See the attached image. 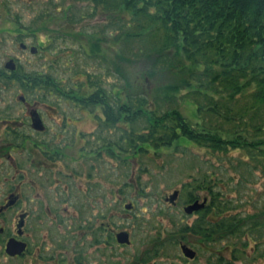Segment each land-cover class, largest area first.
I'll list each match as a JSON object with an SVG mask.
<instances>
[{"label":"trees","instance_id":"16d2710c","mask_svg":"<svg viewBox=\"0 0 264 264\" xmlns=\"http://www.w3.org/2000/svg\"><path fill=\"white\" fill-rule=\"evenodd\" d=\"M67 1L53 13L40 12L32 33L44 31L49 20L61 19L62 28L44 44L72 40L85 58L104 64L123 82L110 92L101 85L100 75L89 72H82L84 80L68 91L48 74L28 82L76 104L103 105L107 120L117 115L135 155L182 140L216 160L222 157L233 175L221 176L212 169L195 180V187L193 181V191L203 190L207 204L195 213L192 225L178 230L179 239L189 235L200 245L239 239L241 249L232 246L230 259L217 256L216 264H233L250 244L255 252L258 241L264 240V207L253 214L236 210L248 203L239 193L251 182V170L258 166L264 170V0ZM96 16L105 18L98 29L90 33L73 29ZM115 59L135 65L132 83L121 76ZM183 95L203 101L195 104L194 123L176 108L158 110L159 102L176 104ZM188 196L200 200L194 192Z\"/></svg>","mask_w":264,"mask_h":264},{"label":"flooded vegetation","instance_id":"af4514ba","mask_svg":"<svg viewBox=\"0 0 264 264\" xmlns=\"http://www.w3.org/2000/svg\"><path fill=\"white\" fill-rule=\"evenodd\" d=\"M37 35L26 36L18 29L13 34L14 43L21 53L44 54L53 62L51 51ZM29 37L35 39L36 46L24 43ZM9 60L14 71L5 66ZM7 61L0 64V96L5 81L20 80L24 90L35 94V100L17 94V105H0L1 264H119L114 249L120 245L116 240L120 231L104 221L102 207L97 212L101 203L95 191L104 160L115 161L119 151H124L120 145L125 139L114 137L120 127L117 115L111 114L114 120H107L104 106L97 104L39 103L52 96L53 90L33 87L28 81L42 74L24 76L18 72L19 57ZM126 147L127 157H133V145ZM110 179L111 190L117 195V177ZM192 202L194 199L187 196L180 204L178 200L166 203L183 212ZM111 215L115 218L117 212ZM8 242L16 243L22 251L8 255Z\"/></svg>","mask_w":264,"mask_h":264},{"label":"rangeland","instance_id":"374dc122","mask_svg":"<svg viewBox=\"0 0 264 264\" xmlns=\"http://www.w3.org/2000/svg\"><path fill=\"white\" fill-rule=\"evenodd\" d=\"M67 4V0H0V64L3 65L13 56L19 57L21 65L19 73L24 76H33L35 73L48 74L64 91H68L84 80L82 72L100 75L101 85L107 92H110L112 87L118 88L123 82L120 75L111 73L107 70V66L97 60L85 58L79 45L72 40L59 38L51 47H48L53 52L51 54L53 62H48L44 54L21 53L18 45L14 43L13 34L18 29L25 31L26 36H30L35 26H38L39 21L36 19L40 12L46 10L53 13L60 5L66 6ZM104 20L102 16L92 19L85 18L73 25V29L76 31L81 29L90 33L98 29L105 22ZM63 25L64 21L61 19L49 20L46 29L37 35V40L45 43ZM26 39L25 44L36 46L35 39L31 37ZM114 63L120 65L123 71L121 76H125L132 83L136 71L135 65L120 62L117 59ZM24 89L21 82L5 81V90L0 96V105H17V94L35 100V94ZM52 92V96L39 99V103L68 106L76 104L60 96L59 93ZM196 103L203 104V101L200 98L193 100L190 96L183 95L176 101V104L159 102L157 107L162 112L176 108L183 117L194 123L196 120L193 114ZM207 120L208 118L203 119L200 123ZM142 126L143 123H140L138 128ZM123 132L124 128L119 127L114 137L123 138ZM121 144L124 151H119L117 160H104L100 176L97 177L100 183L95 190L99 194L98 203H101L96 206L97 212L102 207L104 221L108 222L113 229L127 231L130 236L128 246L118 245L114 249L119 264H216L217 256L226 260L230 259L232 246L241 249V241L236 238L209 245H200L189 235H186L184 240L179 239L178 230L192 225L197 216L186 217L180 209H171L165 202V198L174 189L180 190L178 204L186 200L189 192H194L200 197L204 196L205 192L201 189L193 191V181L195 187V180L204 172H210L212 169L221 176L233 175L227 161H224L221 156H219L221 160H216L217 156H211L205 150L182 140L168 148L134 154L130 158L126 154V142ZM233 155L236 156V154ZM251 172V182L243 189L240 188L243 190L239 193L240 200L248 201L236 210L242 214H253L264 207V170L258 166ZM112 176L117 177V195L111 190L110 178ZM235 183L236 180L230 182V186ZM230 191L227 193L233 196L234 194ZM115 196L118 197L117 205H114ZM127 203L133 206L130 211L124 209ZM112 211L117 212L115 218H112ZM179 242L192 247L196 253L194 260L190 261L182 256ZM225 246L227 249L223 251L221 248ZM256 249L254 252L253 245L250 244L244 249L243 256H238L233 264H264V240L258 241ZM138 258L147 261L141 263L138 262ZM104 259L102 262L105 263Z\"/></svg>","mask_w":264,"mask_h":264},{"label":"water","instance_id":"95a60500","mask_svg":"<svg viewBox=\"0 0 264 264\" xmlns=\"http://www.w3.org/2000/svg\"><path fill=\"white\" fill-rule=\"evenodd\" d=\"M20 46L25 47L23 44H21ZM5 66L9 71L15 70L14 63L12 62V60L7 61ZM17 98H18V100L21 99V97H17ZM177 197H178V190H173L171 192V194H169L165 198V201L170 203V204H173L177 200ZM206 202H207L206 198H203L201 201L200 200H194V202H192L191 204L184 207L183 213L185 215H191L193 212L196 213L205 207ZM131 208H132V205L130 203H127L124 205L125 210H130ZM116 240L120 245H129V243H130L129 235L125 231H120L116 235ZM179 248H180V252L184 258H186L188 260H192L195 258V256H196L195 251H193L188 246L181 244ZM21 251H22V249L18 245H16V243H12V242L7 243L5 252L8 255L13 256V255H16L17 253H20Z\"/></svg>","mask_w":264,"mask_h":264}]
</instances>
